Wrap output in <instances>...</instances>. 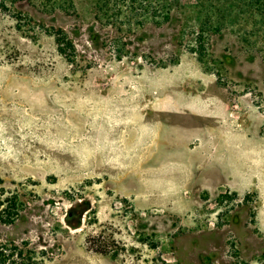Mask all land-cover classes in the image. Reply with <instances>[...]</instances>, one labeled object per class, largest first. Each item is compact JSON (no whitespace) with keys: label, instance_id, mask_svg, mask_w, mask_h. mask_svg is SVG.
Listing matches in <instances>:
<instances>
[{"label":"rangeland","instance_id":"1","mask_svg":"<svg viewBox=\"0 0 264 264\" xmlns=\"http://www.w3.org/2000/svg\"><path fill=\"white\" fill-rule=\"evenodd\" d=\"M14 3L0 240L39 264H264V0Z\"/></svg>","mask_w":264,"mask_h":264},{"label":"trees","instance_id":"2","mask_svg":"<svg viewBox=\"0 0 264 264\" xmlns=\"http://www.w3.org/2000/svg\"><path fill=\"white\" fill-rule=\"evenodd\" d=\"M27 3H37L44 7L54 6L62 12L76 10V0H24ZM14 0H0V10L9 12ZM15 4V3H14ZM16 5V4H15ZM56 36H60L56 33ZM39 254L28 243L17 244L15 241L0 240V264H39Z\"/></svg>","mask_w":264,"mask_h":264}]
</instances>
